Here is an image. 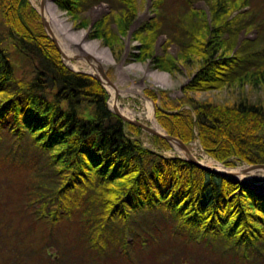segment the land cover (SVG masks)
<instances>
[{
	"label": "trees",
	"instance_id": "16d2710c",
	"mask_svg": "<svg viewBox=\"0 0 264 264\" xmlns=\"http://www.w3.org/2000/svg\"><path fill=\"white\" fill-rule=\"evenodd\" d=\"M203 1L209 19L191 0L170 2L173 14L165 17L168 0H153V16L133 32L139 47L131 56L169 72L183 64L191 75L179 102L159 93L155 118L165 132L184 143L197 138L225 167L264 164V100L255 95L264 89V57L256 40L237 42L242 29L262 27L264 0ZM54 2L81 27L90 24L82 12L107 3L109 11L93 23L90 36L118 54L140 4ZM165 21L168 33L160 28ZM160 34L166 38L157 56ZM174 42L179 52L168 56ZM227 89L229 103L195 97ZM107 96L96 78L64 64L29 0H0V175L23 174L7 189L13 194L9 212L36 221L30 224L41 264L51 247L63 253L61 238L74 239V253L110 250L131 264L142 254H170L173 243L200 258L216 256L219 264H264V189L143 147L140 128L109 110ZM186 101L189 108H182ZM150 137L159 148L171 147ZM33 152L38 157L31 158ZM8 222L10 235L19 239L18 226Z\"/></svg>",
	"mask_w": 264,
	"mask_h": 264
},
{
	"label": "rangeland",
	"instance_id": "374dc122",
	"mask_svg": "<svg viewBox=\"0 0 264 264\" xmlns=\"http://www.w3.org/2000/svg\"><path fill=\"white\" fill-rule=\"evenodd\" d=\"M139 1V9L137 16L133 22V29L137 28L141 23L148 20L153 16V10H152V2L153 0H138ZM181 4L183 1L186 0H178ZM192 7L196 10H205L207 13L208 19L210 18L209 10L207 8L206 3L203 0H191ZM259 1V0H253L252 2ZM30 2V1H29ZM170 2L174 3V0H168L167 5L163 8L162 12L164 13V16L167 17L168 15L172 16L173 10L170 9ZM31 5L34 7L33 3L30 2ZM264 6V4H263ZM247 8V7H246ZM245 8V9H246ZM36 12L38 13V10L34 7ZM110 9L109 5L107 3H100L96 6L90 7L85 12L81 13V16L85 17L90 24L86 27L78 26L72 18L65 14V12L60 11L67 16L75 26L79 28H86L89 32L90 36V28L93 25V23L99 19L103 14L108 12ZM264 14V13H262ZM165 21V23L160 24V28L163 29L165 32H170V21ZM257 26V25H256ZM254 26V27H256ZM260 28H245L242 29L240 32H238L237 36V42H240L243 39H251L256 40V46L261 49V51L258 49L261 54H263L264 57V23L261 25ZM258 27V26H257ZM166 38V34H160L158 35L156 39V43L154 46V55L161 56L164 52L162 48V44L164 43ZM98 41H100L102 44V40L99 38H93ZM130 39L127 37H121L120 45L122 46L120 49V53L118 54L112 52L113 58L116 63L122 64V66L125 69L126 73V82L123 86H129V84L134 83L135 87L140 90V93L128 95L126 97H123L121 99V102L124 106H127L131 112L134 115V118L139 119L140 121L149 124V119L146 116V101L149 100L152 103V113L155 114V108L156 106L160 105V91H163L165 93V96L168 98L169 101L175 102L180 101L184 98V93L182 91V86L185 85L189 79L190 74L187 68L184 67L183 64L179 65L178 69L173 70L172 72H166L170 77V86H160L154 84L149 77L144 74L142 71H138L137 69H129V66L134 64H139L144 67H146L148 70L153 71H161L159 69H156L152 66L149 59H146L145 61H138L131 56V51H133L134 46L133 44H137V48L139 47V41L131 42ZM110 49V48H109ZM167 55L168 56H174L176 57L179 52V46L174 42L170 44L167 47ZM64 60V59H63ZM65 64L66 61L64 60ZM82 71V70H81ZM164 72V71H161ZM106 75L110 81H116V71L115 67L113 65H109L106 69ZM246 90H249V87H246ZM258 92L255 93V95H261L262 99H264V89L258 88ZM148 91L154 94H157L158 98L154 100L148 95ZM250 91V90H249ZM195 97H197L200 100H213V101H220V102H231L232 101V93L229 89L227 90H210V91H202L195 94ZM177 103V102H175ZM189 104L187 101L183 105L182 108H189ZM111 109V108H110ZM156 119V118H155ZM157 121V120H156ZM158 123V122H157ZM138 138L141 142V145L145 148L157 151L161 153L165 157H184L183 153L179 151L176 147L171 146L170 148H159L155 145L152 138L147 134L140 132L138 135ZM181 140V139H180ZM187 147L192 150V155L197 157L199 159L200 155H206L208 158H210L212 161H215L213 158H211L202 148L200 141L196 138L194 140H191L189 143H185ZM189 150V151H190ZM194 153V154H193ZM37 154L33 152V156L31 158H36ZM38 157V156H37ZM39 162V158H38ZM30 163V162H29ZM220 163V162H218ZM222 164V163H220ZM223 165V164H222ZM249 164L237 162L236 166L233 167H227V168H237L242 166H247ZM224 166V165H223ZM23 177V174L16 176H5L4 174L0 175V181L4 182V185L0 187V264H41L40 260H38L37 255V231L34 228H31L34 226V224H30V222H36L33 218H27L25 216H15L16 214L10 213V198L13 194L9 193L7 189L13 190L15 188L14 181H19ZM236 177V176H235ZM241 182H246L249 184H253L255 186L261 187L264 189V173H261L259 175L252 174V173H244L240 174V176L236 177ZM235 181V180H234ZM139 220H143L142 218H137ZM20 220H23L24 222L20 224ZM8 221H14V226H18V229L21 231V236L19 239L13 238L10 235V223ZM8 223V225H7ZM118 228L121 229L123 224H117ZM9 227V228H8ZM27 232V238H25V234ZM120 237V236H119ZM14 240V242L12 241ZM74 239L69 238H61V242L64 245V251L63 253H58L56 251V248H50L49 251V258H46V261L43 262L44 264H131L130 262L123 261L121 259L120 255H117V253L112 254L110 250L103 254H99L97 256H94L91 253H85V254H78L74 253L71 250V242ZM180 244L181 242L178 241ZM39 246V245H38ZM201 248L203 246L199 245ZM172 251L167 254H161L157 255L153 258V254H145L140 255L141 260L136 261L134 264H167L165 259L172 260L173 264H219L218 259L216 256L210 257V256H204L203 258H200L195 253V250L188 251V249L180 244L177 245L176 243L172 244ZM33 249V250H32ZM198 248L196 251H199ZM113 255V256H112ZM134 254H132L133 256ZM137 256V257H140ZM212 256V255H211ZM165 262V263H164ZM133 264V263H132Z\"/></svg>",
	"mask_w": 264,
	"mask_h": 264
},
{
	"label": "bare ground",
	"instance_id": "6f19581e",
	"mask_svg": "<svg viewBox=\"0 0 264 264\" xmlns=\"http://www.w3.org/2000/svg\"><path fill=\"white\" fill-rule=\"evenodd\" d=\"M29 1L33 3L34 7L38 10V12L46 20L49 26V30H50L49 34L53 38L56 39L57 44L64 55L63 59L66 61V64L64 60L62 58L61 59L63 60L64 64L67 67H69L73 71H75L74 69L80 70V71L82 70L88 73L95 74L97 76H101L103 73H106V69L109 65H113L115 67L117 80L110 81V82L108 81L104 82V85L106 89L108 90V92L106 90L107 95H108L107 100H106L107 106L109 110L115 108L120 113H122L125 117L134 118V115L131 112V110L127 106H124L122 104L121 99L128 95L140 93V90L135 87L134 83L129 84V86H123L126 82L125 69L122 66V64L120 63L118 64L115 62L112 52L110 51L109 47L105 44H102L100 41L96 39L90 38L89 32L87 31L86 28H79L75 26L73 22L67 16H65L64 13H62L59 10L54 0H29ZM133 25H134L133 23L130 25L128 32L123 37L129 38L130 39L129 41L134 43L137 40L133 38L132 36H133V32L137 28L132 30L134 27ZM133 46H134V49L133 51H131V54L136 53L138 51L137 44H133ZM73 57H76V59H74ZM129 69L130 70L137 69L138 71H142L156 85L170 86L171 84L169 75L165 73V70L163 69H159V70L164 71V72L157 71V70L150 71L146 67L139 65V64L131 65L129 66ZM75 72H78V71H75ZM79 73H84V72H79ZM88 73H85V74H88ZM145 104H146V109H147L146 116L148 117L149 122H150L147 125L157 131L162 132L164 129L159 125V123H157L155 119V114L152 113L151 101L147 100ZM126 124H131V123H126ZM140 130L143 133H147L143 131L141 128ZM148 135L153 136L150 134ZM175 147L179 151H181L183 155L188 154L186 151L184 152L181 148L177 146ZM188 150H190L189 147H188ZM189 152L192 153V150H190ZM199 160L203 164H206L218 171L226 172L227 174H234L236 177L240 176V171L246 167V166H242V167H237V168H227L218 162L212 161L210 158H208L204 154L200 155ZM261 173H264V170L252 172V174H257V175Z\"/></svg>",
	"mask_w": 264,
	"mask_h": 264
},
{
	"label": "water",
	"instance_id": "95a60500",
	"mask_svg": "<svg viewBox=\"0 0 264 264\" xmlns=\"http://www.w3.org/2000/svg\"><path fill=\"white\" fill-rule=\"evenodd\" d=\"M39 13V12H38ZM40 15V18H41V23H42V26L44 27L46 33L48 34V36L51 38V40L53 41L56 49L58 50V52L60 53L61 55V58L63 59L64 58V55L61 51V49L59 48L58 44H57V41L55 38H53L50 34H49V26L46 22V20L44 19V17L39 13ZM74 59H76V57H73ZM75 71H78V72H84V73H88V72H85V71H80V70H76L74 69ZM88 74H91L92 76H94L101 84L102 86L106 89L105 85H104V82L105 81H108L110 82V80L108 79L106 73H103L101 76H97L95 74H92V73H88ZM107 90V89H106ZM108 92V90H107ZM112 112H114L115 114H117L124 122L126 123H131L135 126H138L140 127L143 131L147 132L148 134L150 135H155V136H159V137H162L163 139H165L171 146H177L179 148H181L184 152L186 151L188 154H185L184 155V159L185 160H188L190 161L192 164H194L195 166L199 167L200 169L204 170V171H207L209 173H213V174H216V175H219L223 178H227V179H230V180H235V181H239V179H237L235 177L234 174H227L226 172H222V171H218L206 164H203L197 157H195L194 155H192L189 150H188V147L186 146V144L180 140L179 138L175 137V136H172L170 134H168L167 132H165L164 130L162 132L160 131H157L155 129H153L152 127L148 126L146 123H143L142 121L138 120V119H135V118H129V117H125L122 113H120L117 109L113 108L111 109ZM174 146V147H175ZM260 170H264V164H249L247 165L244 169H242L240 171V174H244V173H252V172H257V171H260Z\"/></svg>",
	"mask_w": 264,
	"mask_h": 264
}]
</instances>
